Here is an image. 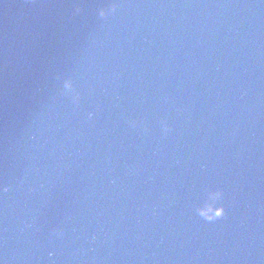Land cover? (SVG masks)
Listing matches in <instances>:
<instances>
[{
  "label": "water",
  "instance_id": "water-1",
  "mask_svg": "<svg viewBox=\"0 0 264 264\" xmlns=\"http://www.w3.org/2000/svg\"><path fill=\"white\" fill-rule=\"evenodd\" d=\"M109 2L0 0V261L264 264V0Z\"/></svg>",
  "mask_w": 264,
  "mask_h": 264
},
{
  "label": "clouds",
  "instance_id": "clouds-1",
  "mask_svg": "<svg viewBox=\"0 0 264 264\" xmlns=\"http://www.w3.org/2000/svg\"><path fill=\"white\" fill-rule=\"evenodd\" d=\"M123 7L121 0H110L109 3L99 8L98 16L101 19H108L110 16H113L118 13V11ZM82 8L78 5L76 8V13H80ZM65 87L68 89L72 88V82L66 81ZM78 95V94H77ZM95 112H88L87 119L93 120L95 118ZM144 123L143 119H132L129 121V124L133 128H137ZM161 132L164 136H167L172 131V125L169 123L167 117H162L159 120ZM147 131V128L144 129ZM10 190L9 187L5 186L2 188L3 192H8ZM224 191L220 188H211L210 187V195L207 201L196 205L195 213L202 219L208 222H215L220 220L221 218L227 215V208L224 201ZM63 235V229L60 227L52 229V236L59 237ZM94 238V237H93ZM49 257L55 255L54 252L48 253ZM0 264H4L3 261H0Z\"/></svg>",
  "mask_w": 264,
  "mask_h": 264
}]
</instances>
